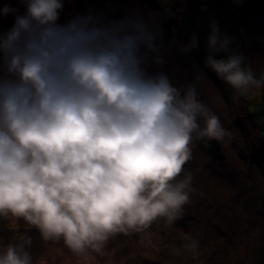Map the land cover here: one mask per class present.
I'll list each match as a JSON object with an SVG mask.
<instances>
[{"label": "clouds", "instance_id": "clouds-1", "mask_svg": "<svg viewBox=\"0 0 264 264\" xmlns=\"http://www.w3.org/2000/svg\"><path fill=\"white\" fill-rule=\"evenodd\" d=\"M18 3L22 14L0 7V18L14 16L0 31V218L22 219L45 244L63 241L83 260L105 256L117 234L173 226L195 192L184 168L193 140L227 146L233 134L195 83L178 87L159 70L153 18L89 12L60 22L64 0ZM231 42L213 20L204 67L239 101L264 89V73L257 78ZM198 46L193 34L180 51ZM31 246L21 235L3 246L0 264H33ZM198 249L197 239L183 245L192 256Z\"/></svg>", "mask_w": 264, "mask_h": 264}, {"label": "rangeland", "instance_id": "rangeland-1", "mask_svg": "<svg viewBox=\"0 0 264 264\" xmlns=\"http://www.w3.org/2000/svg\"><path fill=\"white\" fill-rule=\"evenodd\" d=\"M183 1L185 5L171 19L170 31L163 28L168 19L166 4L151 6L144 0H64L60 17V22H66L77 14L91 12L119 20L138 12L146 21L153 18L165 60L159 70L169 74L178 87L195 83L198 99L233 134L230 144H220L223 161L210 155L205 142L193 140L192 159L184 168L193 173L195 192L185 205L183 217L167 229L154 223L148 230L150 237L117 234L108 242L105 256L92 253L88 260L75 257L63 241L45 244L38 230L22 219L0 218V251L27 234L32 237L28 251L33 264H192L191 254L184 252L183 245L197 239L199 249L194 257L200 256L198 264H264V89H253L247 98L234 101L233 89L204 67L206 38L214 20L220 32L232 38L230 51L246 57L245 64L257 78L264 73V11H255L244 19L240 12L230 9L222 13L189 9L191 1ZM5 3L18 8L20 14L24 11L18 0H0V7ZM13 22L12 15L0 18V31H6ZM193 34L199 46L190 54L182 53L180 46L190 42ZM215 58L226 56L217 53ZM199 70L204 71L201 79H197ZM149 71L157 69L153 66ZM162 246L164 251H160Z\"/></svg>", "mask_w": 264, "mask_h": 264}, {"label": "trees", "instance_id": "trees-1", "mask_svg": "<svg viewBox=\"0 0 264 264\" xmlns=\"http://www.w3.org/2000/svg\"><path fill=\"white\" fill-rule=\"evenodd\" d=\"M148 3H150L151 6L153 5H160V3L166 4V7L164 9V12L168 14V19L166 20L165 23H163L165 29L167 31H170L172 28V23L171 19L172 17L175 18L176 11H181V8H183V0H144ZM191 2L188 4L189 9H194V8H200V9H205L208 8L210 11H218V13H222L224 9H230L235 12H240L242 17L244 19L250 17L255 11H264V9L261 8V6L255 1V0H190ZM185 5V4H183ZM226 7V8H224ZM166 10L169 12H166ZM204 12V11H203ZM171 13V14H170ZM193 18V17H192ZM241 19L242 21L244 19ZM170 22V23H169ZM197 26V24H195ZM168 34V38H169ZM191 219H189L190 221ZM184 238L181 239V244L184 243ZM167 249V248H166ZM165 246H162L160 248V251H164ZM190 259H193L190 261L192 264H198V258H195L192 255H189ZM201 262V261H200ZM199 264H205L204 262L199 263Z\"/></svg>", "mask_w": 264, "mask_h": 264}, {"label": "water", "instance_id": "water-1", "mask_svg": "<svg viewBox=\"0 0 264 264\" xmlns=\"http://www.w3.org/2000/svg\"><path fill=\"white\" fill-rule=\"evenodd\" d=\"M255 1L261 6L262 9H264V0H255ZM206 145L211 156H213L216 159H219L220 161H223L225 155L221 150L220 144L213 141L211 145L208 144Z\"/></svg>", "mask_w": 264, "mask_h": 264}, {"label": "bare ground", "instance_id": "bare-ground-1", "mask_svg": "<svg viewBox=\"0 0 264 264\" xmlns=\"http://www.w3.org/2000/svg\"><path fill=\"white\" fill-rule=\"evenodd\" d=\"M260 68H261V70L263 69V67H262V66H261ZM261 70H260V71H261Z\"/></svg>", "mask_w": 264, "mask_h": 264}]
</instances>
